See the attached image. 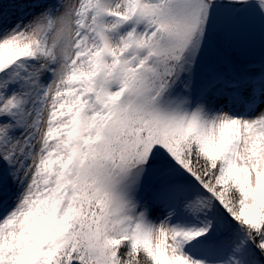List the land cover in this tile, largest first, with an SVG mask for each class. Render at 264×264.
<instances>
[{"label": "snow or ice", "instance_id": "obj_1", "mask_svg": "<svg viewBox=\"0 0 264 264\" xmlns=\"http://www.w3.org/2000/svg\"><path fill=\"white\" fill-rule=\"evenodd\" d=\"M0 264H264V0H0Z\"/></svg>", "mask_w": 264, "mask_h": 264}]
</instances>
